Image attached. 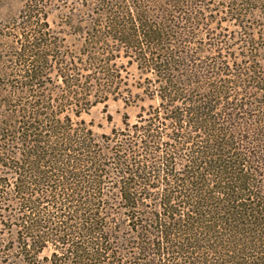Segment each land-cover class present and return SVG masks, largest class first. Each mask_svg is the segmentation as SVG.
I'll return each mask as SVG.
<instances>
[{"label":"trees","instance_id":"trees-1","mask_svg":"<svg viewBox=\"0 0 264 264\" xmlns=\"http://www.w3.org/2000/svg\"><path fill=\"white\" fill-rule=\"evenodd\" d=\"M188 1L158 0L156 11L150 12L145 0H130L124 12H106L97 25L107 29L109 37L135 59L155 70L169 94H177L178 89L169 86L165 72L173 64L183 67L179 59L186 60L187 55L180 56L181 48L171 46L175 31L164 23L174 28L168 9L181 6L173 13H184L181 8ZM102 3L107 4L106 0ZM132 8L133 15L129 13ZM185 15L187 20L183 14L182 21ZM23 18L27 33L13 55L21 75L6 77H19V82H24L20 94L31 99L19 103L7 117L12 123L0 127L2 144L18 146L19 151L12 157L1 153L8 175L14 176L7 179L9 190L2 197H10L19 209L20 237L14 244L19 245L15 248L22 264H31L51 242L57 244L60 256L52 253L47 264H264V194L251 179V157L248 151L235 147L226 129L217 127L226 119L223 111L219 118L211 117L215 101L228 100L224 87L215 84V90L203 93L200 100L180 93L185 104L181 113L176 108V116L169 118L177 135L164 157L132 163L125 155L105 156L96 150L93 135L83 122L73 124L63 115L71 105L79 109L70 110L75 118L86 112L82 107L86 95L64 91L59 101L64 110H57L50 105L57 99L27 91L43 81L39 71L48 64L52 45L49 38L35 31V23L27 20H32L30 15ZM95 33L103 35L99 29ZM88 61L98 74L107 77L109 61L95 57ZM52 62L50 69L57 64L53 56ZM61 71L68 89L79 87L71 75L73 69ZM70 100L75 103L67 104ZM235 109L240 110L241 105L231 107V111ZM155 125L143 130L150 140L155 138ZM153 143H157L155 139ZM182 154L184 159L176 156ZM176 166H182L175 174L180 177L172 174ZM106 180H114L111 197L103 190ZM155 188L157 193L150 199L153 206L147 208L142 203L147 199L144 194ZM117 204L115 218L109 206ZM0 264L4 263L0 260Z\"/></svg>","mask_w":264,"mask_h":264},{"label":"rangeland","instance_id":"rangeland-1","mask_svg":"<svg viewBox=\"0 0 264 264\" xmlns=\"http://www.w3.org/2000/svg\"><path fill=\"white\" fill-rule=\"evenodd\" d=\"M102 1L0 0V127L1 124L12 123L7 119L11 111L19 103L31 99L26 100L22 95L24 92L20 94L24 82H19V77H6L9 74L13 77L14 74L21 75L19 63L15 62L13 55L23 42V35L27 33L23 29L26 21L23 17L28 14L32 20H27L35 23V31L49 38L52 50H48L50 57L45 69L39 71L43 81L27 91H33L30 95H49L52 100L57 99L58 102L50 103L57 110L63 108L59 101L65 95L64 91L86 95L82 106L88 109L86 112L75 118L70 110L79 109L71 105V108L65 107L63 115L70 117L73 124L84 123V128L93 135L96 150L110 157L125 155L132 163H146L164 157L165 149L169 145L174 146L171 139L177 135L169 118L176 116V108L177 113H181L184 108L180 93L187 92L190 97L196 96L191 98L200 100L203 93H210V89L214 91L213 87L217 84L224 87V96L228 100L226 103L220 101V104L219 101L211 100L216 103V110L211 117L219 118L220 114H225L226 119L220 121L221 126L217 127L228 131L227 134L234 138L235 147L248 151L247 155L251 157V179L264 194V0H191L181 8L184 13H173L181 6L168 9L169 20L175 22L174 28L164 23L165 28L169 30L170 26L175 31L171 46L178 45L181 48L180 56L187 55L186 60L179 59L183 60V67L173 64L165 72L169 86L174 91L178 89L177 94H169L155 70H150L144 62L135 59L134 54L109 37L107 29L97 26L101 18L105 17L102 14L124 12L130 0H122L120 3L106 0V6ZM155 1L158 0H145L150 12L156 11ZM129 13L133 15L134 9H129ZM183 14H187V20L186 15L183 21L180 19ZM190 17L192 20H188ZM98 29L103 35L95 33ZM52 56L57 66L54 64L50 69ZM91 57L102 62L109 61L107 77L106 73L102 76L96 72L97 67L91 66L88 61ZM65 67L73 69L71 75L78 88L68 89L60 78L59 73ZM190 97L185 99L189 101ZM69 103H75V100ZM90 104L93 106L89 107ZM236 104L241 105V109L231 111V107L235 108ZM155 122L156 127L152 128L155 138L150 140L145 131ZM1 139L0 252L4 253H0V260L4 264H22L19 249L15 248L19 245L14 244V240L20 237L17 221L19 209L10 197H2L9 190L7 179L14 176L8 175L1 153L4 152L5 157H12L18 155L19 151L18 146L2 144ZM154 139L157 143H153ZM189 147L186 146L187 149ZM176 156L185 158L183 154ZM250 161H247L248 165ZM109 162L107 160L106 163ZM171 163L175 162L171 160ZM173 169L172 174L177 176L175 174L181 172L182 166ZM114 180H106L108 185L103 190L108 197L114 194ZM157 189L144 194L147 199L142 203L147 208L153 206L151 200ZM109 207L117 218L118 204ZM56 245L53 242L47 243L31 264H47L52 253L60 256Z\"/></svg>","mask_w":264,"mask_h":264}]
</instances>
